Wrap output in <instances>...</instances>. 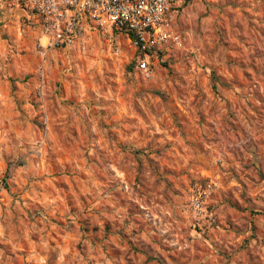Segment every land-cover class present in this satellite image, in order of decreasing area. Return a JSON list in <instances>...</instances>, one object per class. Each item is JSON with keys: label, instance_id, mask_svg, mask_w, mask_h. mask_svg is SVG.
Returning a JSON list of instances; mask_svg holds the SVG:
<instances>
[{"label": "rangeland", "instance_id": "obj_1", "mask_svg": "<svg viewBox=\"0 0 264 264\" xmlns=\"http://www.w3.org/2000/svg\"><path fill=\"white\" fill-rule=\"evenodd\" d=\"M172 31L149 74L118 30L0 44V264H264V0Z\"/></svg>", "mask_w": 264, "mask_h": 264}, {"label": "built area", "instance_id": "obj_2", "mask_svg": "<svg viewBox=\"0 0 264 264\" xmlns=\"http://www.w3.org/2000/svg\"><path fill=\"white\" fill-rule=\"evenodd\" d=\"M181 0H20L36 30L40 53L44 56L64 49L85 32L108 29L135 36L140 51L138 69L149 74L155 52L178 43L172 28ZM43 89L40 90V95ZM204 194L192 198L195 214L201 215Z\"/></svg>", "mask_w": 264, "mask_h": 264}, {"label": "crops", "instance_id": "obj_3", "mask_svg": "<svg viewBox=\"0 0 264 264\" xmlns=\"http://www.w3.org/2000/svg\"><path fill=\"white\" fill-rule=\"evenodd\" d=\"M20 0H0V44L3 40L13 37L17 28L21 29L24 19L30 17L28 12L20 7Z\"/></svg>", "mask_w": 264, "mask_h": 264}, {"label": "trees", "instance_id": "obj_4", "mask_svg": "<svg viewBox=\"0 0 264 264\" xmlns=\"http://www.w3.org/2000/svg\"><path fill=\"white\" fill-rule=\"evenodd\" d=\"M129 37L132 39L133 42L136 41V40H135L136 38H135V36H134L133 34H129ZM131 67H132V66H131ZM130 69H131V68H130Z\"/></svg>", "mask_w": 264, "mask_h": 264}]
</instances>
